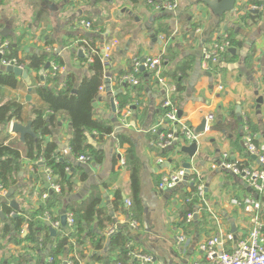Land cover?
<instances>
[{
    "label": "crops",
    "instance_id": "crops-1",
    "mask_svg": "<svg viewBox=\"0 0 264 264\" xmlns=\"http://www.w3.org/2000/svg\"><path fill=\"white\" fill-rule=\"evenodd\" d=\"M146 1L0 0V45L8 42L13 47V50L10 47L6 49L7 56L16 54L19 59L26 60L35 53L55 55L58 63H51L59 68V84L69 74H74L78 83L89 75L88 63L83 61L86 58L77 54L76 43L89 34L75 29L79 19L90 21L101 34H90V38L96 37L99 42L112 46L111 63L105 70L110 82L105 86L104 77L103 90L99 91L93 108L94 118L108 122L113 132L101 141L94 140L96 132H87V143L101 153L100 163L91 161L83 164L72 156L69 149L72 130L68 117L62 112L55 114L51 133L43 138V145L56 144L60 155L75 164L65 176V182L69 183H65L68 196L59 209H53V215L62 216L69 203L81 206L90 197L92 188L97 187L101 193L99 210L109 218L104 221L103 227L99 226L96 217L90 224H82L84 232L81 235L85 242L80 251L77 249L82 264H118V249L109 251L111 236L107 240L103 237L106 230L108 232L114 226L127 235L135 251L151 255L153 264H191L202 260L198 245L208 238L220 234L225 240L223 249L228 251L248 233L251 228L249 217L231 204L232 198H257L262 206L260 216L264 219V193L258 195L252 192L243 180L230 171L217 172L210 168L211 163L223 154L240 165H254L244 151L243 137L248 133L255 138L256 144L264 142V9L250 10L249 7L255 3L241 0L232 12L219 19L201 0H172L178 5L173 13L154 12ZM135 17L139 19L138 23ZM146 24L150 27L142 31V26ZM4 30L5 35H2ZM149 31L153 32V36L149 35ZM223 32L230 37L233 51L222 57L213 72H207L201 66L202 45L210 43ZM157 56L168 60L164 77L169 86L176 88L171 74L176 69L183 70L182 91L178 93L175 90L173 94L182 113V122L196 128L203 118L212 117L207 122L205 133L197 138L198 151L192 159L175 148L159 150L154 145L156 137L151 129L161 118L159 106L164 91L151 73L142 72L138 76V86H118V79L130 73L135 58ZM2 71L5 68L0 62ZM48 72L43 68L38 73L30 72L27 81L17 77L15 88L0 86V105L18 100L23 105V118L27 120L25 123L11 121L7 126H0V140L25 143L12 132V124L26 125L31 122L32 108L41 104L34 93L36 87L45 84L49 88L56 86L55 80L47 79ZM107 87L111 88V94L106 91ZM118 91L120 95L114 97L116 113L113 114L110 99ZM27 96H30L29 101ZM259 99L262 100L260 103ZM121 136L125 140L121 141ZM129 151L133 152V162L139 168L138 207L132 202V166L127 162ZM158 159L162 160L161 164ZM184 163L196 166L205 177L211 213H200L192 223L181 229L182 200L172 191H159L158 184L163 174L181 169ZM34 166L35 161L27 159L22 149L19 171L12 175L17 184L6 189L7 193L9 190L13 193L10 198L0 197V211L5 217L3 220L0 218V264H44L57 240L64 238L63 228L56 232L55 237L44 229H37L35 241L27 240L25 237L33 231L30 224L26 233L21 234L28 220L50 228L36 215L44 204L42 195L49 192V188L41 174L42 166L37 169ZM54 178L56 180L57 176ZM117 195L120 200L118 205H114ZM128 200L130 208L126 205ZM11 201L18 204L17 211L10 207ZM5 208L24 217L23 224L16 229L13 227L14 230L11 228L8 234H5L4 227L5 223L10 226L11 221ZM129 213L138 222L136 230L127 225ZM232 224L234 233L231 232ZM89 233L95 236L96 239L92 237L94 241L99 237L105 245L103 250L98 251L100 261L92 259L95 249L92 239L87 238ZM181 233L189 239L184 253L176 244V237ZM229 233L233 241L226 240ZM66 250L58 257L67 256L68 248Z\"/></svg>",
    "mask_w": 264,
    "mask_h": 264
},
{
    "label": "built area",
    "instance_id": "built-area-1",
    "mask_svg": "<svg viewBox=\"0 0 264 264\" xmlns=\"http://www.w3.org/2000/svg\"><path fill=\"white\" fill-rule=\"evenodd\" d=\"M147 5L154 12H176L178 5L172 0H147ZM250 10L264 9L263 5H252ZM75 29L78 31L87 32L89 34L101 35L92 23L86 19H79L75 24ZM9 47L8 42H4L0 45V62L1 65L6 68L7 66L19 67L25 70V66L19 64L15 58H7L6 49ZM96 47L99 50L101 62L105 68L109 67L111 63L112 46L106 45L104 42L96 43ZM76 48L83 53L87 63H91L93 56L98 52L95 48L90 47V43L82 39L76 43ZM233 48L230 37L227 33L223 32L218 35L217 38L210 43L203 44L201 49V66L207 72H213L214 68L220 63L222 57L227 54ZM168 65V60L162 56L146 57L145 61L135 58L132 62V68L129 74L123 75L118 79L119 87H135L139 85L138 76L142 72L148 71L151 73L161 90L164 91L163 100L160 103L159 110L161 111V118L156 123L151 132L155 135L156 141L155 147L159 150H167L168 148H175L180 152L182 147L190 146L192 143L197 142L198 136L193 133L192 126L182 122L181 116L178 115L179 108L175 102L174 92L176 88L169 86L164 77V69ZM144 70L141 71L140 68ZM50 72L53 77H57L59 68L55 64L50 62ZM48 69V70H49ZM46 70V71H48ZM174 82V81H173ZM175 83V82H174ZM60 84V87H63ZM103 90V85L100 91ZM119 92V91H118ZM115 105V102H114ZM212 117L207 118V122ZM243 147L247 156L256 158L254 165H240L237 162L230 161L228 155L223 154L221 158L213 161L210 165L212 171H230L234 176L240 178L245 182L248 188L261 195L264 193V142L258 144L255 143V138L250 134H245L243 137ZM79 163L91 162L89 156L81 155L77 158ZM44 160L40 158L35 161L36 165L42 166L41 174L48 185L49 192L42 195V199L45 200L49 197L50 193L60 194L61 186L55 182L53 171L50 167L44 165ZM158 162H162L158 159ZM190 164L189 169H179L172 173L163 174L158 184L159 191H172L183 190V193L189 192L188 196L181 201L182 205H192V211L188 212L185 218L181 220V229H184L187 225L193 222L195 216L200 213H211L209 203L207 200V182L200 170ZM68 172V169H66ZM7 190L0 183V197L6 199ZM231 204L236 208L243 211V213L249 217L251 228L248 233L242 238L236 241L235 245L228 251L223 249V240L220 234L212 236L207 240L201 242L198 245V251L202 255L201 261H196L191 264H264V219H261V202L253 196H242L238 198H232ZM127 207H131V202L126 201ZM0 213L4 216L2 211ZM66 216V228L63 236L68 240L69 244L66 248L69 250V254L64 257H58L53 254L49 255L44 264H82L77 254V247L75 244L76 236V222L71 212L64 211ZM17 214L9 213L7 217L10 219ZM55 217L52 211L45 210L39 217L43 222L48 223L50 228H53L56 232L61 230L60 218L52 220ZM5 219V217H4ZM29 223H24L21 230V234H25ZM127 225L131 230L138 228V222L133 219L132 214L129 213ZM118 227H112L108 232L106 230L103 237L106 238L114 235L118 231ZM226 240L233 241L234 238L231 233L226 235ZM177 248L181 252H186V246L189 244V239L185 233H181L176 237ZM124 249L126 250L127 261L126 264H153V258L149 254L137 252L134 250L131 242L126 243ZM122 264V263H118Z\"/></svg>",
    "mask_w": 264,
    "mask_h": 264
},
{
    "label": "trees",
    "instance_id": "trees-1",
    "mask_svg": "<svg viewBox=\"0 0 264 264\" xmlns=\"http://www.w3.org/2000/svg\"><path fill=\"white\" fill-rule=\"evenodd\" d=\"M255 5H263V0H251ZM132 21V19H130ZM90 43V47L95 48L98 52L97 55L93 56L92 62L88 63L87 70L89 72L88 76H85L79 83L76 82V77L74 74H69L64 82L63 87H60L58 83V78L53 77L50 69L48 70L47 79L56 81V86L54 88H49L45 85L38 86L34 89L35 95L39 98L41 104L32 108V119L31 127L33 132L36 135V138L27 136L24 144L17 142L6 143V139L0 140V183L5 189H10L17 184V180L12 178V175L17 174L20 168L21 160V150H24V154L27 159L31 161H37L42 158L45 162L44 165L52 169L53 175L57 176L55 180L56 183L60 184L61 192L60 194L50 193L49 197L44 200V204L40 206L37 211V216L40 217L45 210H49L50 213L53 209H59L62 204L65 202V176L68 175L70 170L75 166L74 163H71L67 157L61 156L58 151V146L54 143H46L43 145V138L51 133V127L53 126L54 116L57 113H64L70 122L72 136L69 141V149L75 158H78L81 155L89 156L92 161L100 163L101 153L99 150H94L92 146L87 143V132H96L97 136L94 140L101 141L105 136L111 135L113 128L109 125L108 122L99 121L94 118V108L93 103L98 98L100 88L103 85L105 77V66L101 62L99 50L96 47L98 39L95 38H84ZM13 50L12 45L9 46ZM17 59L19 64L25 66V70L28 73L32 72H41L42 68L47 63L56 62L58 63V57L51 56L46 53H35L30 54L26 60H21L16 57V54L9 55L7 58ZM84 63H87V60H83ZM181 73V74H180ZM183 70L176 69L175 72L171 74L173 81L176 84V90L178 93L182 91ZM47 82V81H46ZM0 86L15 88L17 87V77L6 71L0 72ZM120 93L117 95V97ZM176 100V99H175ZM11 121H17L20 123H25L27 120L23 118V105L18 102V100H11L3 105H0V126H7ZM121 141L125 140L121 136ZM133 152L129 151L127 153V162L131 163V175H130V187L132 202L135 207L139 206V168L133 162L135 157L132 155ZM35 169L40 168V165L34 166ZM68 169V172H66ZM183 190H176L173 192L174 195H178L183 201L189 194L183 193ZM68 196V195H67ZM118 200L120 196L117 195L114 198L113 204L118 205ZM101 204V193L97 187L92 188L90 197L79 207H76V204L69 203L66 204L65 210L74 213V218L76 222V236L75 244L77 249L80 251V246L85 242L84 237L81 235V232H84L82 224H90L93 219L96 217L98 219L99 226L103 227L104 221L109 220L107 214L99 210ZM184 211L182 212V218H185L188 212L192 211V205L186 204ZM7 214L11 211L10 208L4 209ZM138 212V211H137ZM53 213V212H52ZM61 215L53 217L52 220L58 219ZM30 219V218H29ZM138 221L140 217H137ZM11 225L5 223L4 232L8 234L11 228L20 227L23 224L24 217L22 215H17L16 217L10 218ZM33 231L28 234L25 238L30 241H35V235L37 234V229L49 232L48 226H39L38 224L32 223L31 220H28ZM38 227V228H37ZM13 228V230H14ZM50 233V232H49ZM87 238H91V233L87 234ZM130 242L127 235L118 230L114 235L110 237L109 240V251L119 252V258L116 260L117 263L126 264V250L124 249L126 243ZM68 240L60 238L57 240L55 248L52 250L51 254L59 256V254L65 253L67 250L66 245H68ZM92 244L95 249V254L93 255L94 261H100L101 258L98 256V251L104 249L102 239L98 237L96 241L92 239ZM69 251V250H68ZM83 258V256L80 254Z\"/></svg>",
    "mask_w": 264,
    "mask_h": 264
},
{
    "label": "water",
    "instance_id": "water-1",
    "mask_svg": "<svg viewBox=\"0 0 264 264\" xmlns=\"http://www.w3.org/2000/svg\"><path fill=\"white\" fill-rule=\"evenodd\" d=\"M238 1H241V0H201L200 2L203 3L205 6H207L215 17L220 19V17L223 16L224 14L232 12L234 10V8L236 6V3ZM123 12H126V10L123 11ZM127 13L130 16H132V14L130 12H127ZM254 13H257V12H254ZM134 20L137 23L139 22V19L136 18V17L134 18ZM148 26L150 27V24H146V26H142V31L146 30V28H149ZM4 33H5V30H4V32H2V35H5ZM149 35L153 36V32L149 31ZM87 37H90V34H87ZM232 51H233V49L230 50V52H232ZM77 54H78V56L83 57V53L81 51H78ZM144 61H145V58L142 59V62H144ZM49 68H50V63H47L44 66L43 70L46 71ZM140 70L143 71L144 68L141 67ZM5 71L8 72V73L14 74L16 77H21L25 81L28 80V74L29 73H28L27 70H23V69H21L19 67H14V66H7L5 68ZM105 77H106L105 78V86H106L110 82V77L108 75H106ZM106 91L109 94L112 93L111 88H109V87H107ZM29 92H31L30 88H29ZM119 93L120 92L114 93L113 94V98L110 99V104H111V108H112L113 114L116 113V108H115V105H114V101H115L114 97H117V95ZM26 100L29 101L30 100V96H27ZM258 101L260 103L262 100L259 99ZM237 111L240 112V108L239 107L237 108ZM178 115L182 116L181 111L178 112ZM239 121L241 122L242 120L240 119ZM206 127H207V119L203 118L201 120L200 124L196 128H193V133L196 136H200V135L205 133ZM241 128H242V126H241ZM12 132L19 135V140L22 143L25 142V138L27 136H31V137L35 138V134L33 133L32 127H31V122H28L26 125H22V124L17 123V122L13 123L12 124ZM59 148L61 149V146H59ZM197 151H198V144H197V142H194L190 146L182 147L181 150H180V153H182V154H184V155H186V156H188L189 158L192 159L197 154ZM251 158H252V160L256 161V158L254 156H252ZM182 168L183 169H189L190 168V164L189 163H184V164H182ZM47 186L48 185H46V187ZM12 193H13V190H9L7 195H6V198H10ZM10 207L13 208L15 211H17L19 209V206H18V204H16L15 201H11L10 202ZM16 216H14V217H16ZM0 218H1V220L4 219V216L1 213H0ZM60 226L63 229L66 228V216L64 214L60 218ZM231 227H232L231 232L234 233V231H235L234 225L232 224ZM49 232H50V235L52 237L56 236V231L53 228H49Z\"/></svg>",
    "mask_w": 264,
    "mask_h": 264
}]
</instances>
